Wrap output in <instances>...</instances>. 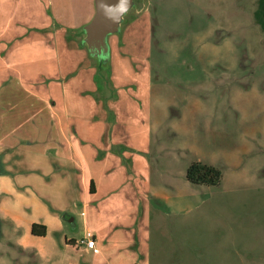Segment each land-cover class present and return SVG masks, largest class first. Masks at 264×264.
<instances>
[{"label": "rangeland", "instance_id": "1", "mask_svg": "<svg viewBox=\"0 0 264 264\" xmlns=\"http://www.w3.org/2000/svg\"><path fill=\"white\" fill-rule=\"evenodd\" d=\"M135 1L121 32L110 37L109 62L92 57L83 43L95 0H80L74 13L82 24H72L76 27L66 30L69 38H59L52 47L61 55L66 44L70 53L60 79L67 101L88 108L92 94L94 103L103 97L102 107L113 110L109 135H116L119 146L127 140L130 149L124 150L138 149L136 143L144 146L134 154L144 155L149 164L147 190L137 196L138 202H123L119 192L115 198L101 194L85 206L86 196L76 180H68L66 172L71 171L56 151L38 144L26 147L11 164L17 189L43 198L50 214L67 222L63 220L62 231L51 226L47 237H36L24 218L3 216L0 264H92V224L101 227L97 235L116 233L121 215L135 209L133 216L142 224L149 220L146 264H264V31L255 19L259 0ZM17 84L18 78H8L0 90ZM110 97L113 104H106ZM54 110L58 119L59 110ZM94 113L90 118L101 132L103 123ZM41 149L45 152H36ZM5 154L0 152V165ZM124 158L122 154L120 163L113 162L114 176L129 167ZM197 161L222 171L220 186L187 181V170ZM129 183L134 188V181ZM25 211L19 216H34L41 223L45 219L32 208ZM66 237L79 239L77 249L66 245Z\"/></svg>", "mask_w": 264, "mask_h": 264}, {"label": "crops", "instance_id": "2", "mask_svg": "<svg viewBox=\"0 0 264 264\" xmlns=\"http://www.w3.org/2000/svg\"><path fill=\"white\" fill-rule=\"evenodd\" d=\"M79 2L80 0H0V84L8 78H18L20 85L27 92L50 105L56 130L42 141L33 138L22 139L17 135L12 136V143L0 141V152L6 153L0 165V221L3 216L12 220L24 218L31 226V231L34 224L47 226V236L51 233V226H56L58 232L62 231L66 220L50 214L48 206L42 201L43 198L24 196L17 189L13 175L10 173L13 170L11 164L15 161V154L27 151L26 147L38 144L54 149L65 168L71 172L75 171L71 175V172H66L67 178L77 181L82 196H86L85 206H87V200L92 201V198H98L101 194L106 198H115L119 192L123 202L125 199L132 201L133 198L134 202H138L137 196H142L147 190L145 175L149 164L144 155L134 154L144 151L145 148L136 143L138 149L124 150L122 147L130 149L129 142L125 140L124 144L127 145L119 146L116 135L114 134V137L109 135L108 116H112L110 111L113 110H108L106 105L102 107L103 97L94 103L92 94L87 108V106H79L76 101L70 103L69 100L67 101L65 92H60L65 89L60 79L65 77L67 68L65 57L70 56V53L66 52V44L61 55L58 54L56 47L52 46L59 38H61L59 41L64 42L66 38H69L66 30L69 27H76L72 24L78 26L82 24L81 17L76 19L74 13L79 7ZM57 25L61 27L56 28ZM119 73L117 70V74ZM51 77H55L52 82H50ZM111 85L106 84V89L111 88ZM124 95L122 94L123 97L128 98ZM128 101L132 102L129 98ZM106 102L109 104L111 97ZM93 104L99 108V112L94 113L93 107L91 108ZM56 107L60 114L58 119L54 110ZM92 113L99 116L98 119L103 123L101 132H97L90 118ZM103 136L106 139L105 142L102 140ZM113 145L116 147L112 148ZM36 152H45V150ZM99 153H101L100 157ZM122 154L125 157L124 162L130 165L127 170L123 169L121 176H114L113 162L120 163ZM132 172L136 174L134 177ZM131 181H134V188L129 183ZM92 182L94 193H91ZM126 184L127 186L123 188ZM26 206L32 208L37 216L39 212L45 214L44 221L41 223L34 216L29 220L26 215L19 216L29 209L25 208ZM66 210L68 212L69 209ZM138 210L135 209L133 212L130 210L121 215L117 222L120 226L116 233L110 230L105 234L101 231V234L97 235L101 227L96 223L92 224L90 235L96 240V246L91 249L90 254L92 264H146V258L149 255V247L146 244V241H149L147 236L149 220L142 224L137 217H134L133 214ZM97 214L98 211L95 212V215ZM70 240L78 241L79 239L66 237L67 246Z\"/></svg>", "mask_w": 264, "mask_h": 264}, {"label": "trees", "instance_id": "3", "mask_svg": "<svg viewBox=\"0 0 264 264\" xmlns=\"http://www.w3.org/2000/svg\"><path fill=\"white\" fill-rule=\"evenodd\" d=\"M255 19L264 31V0L258 1ZM55 131L52 112L47 102L36 98L18 84L12 89L1 90L0 141L10 143L13 135L22 139L33 138L42 141ZM186 179L193 185L217 187L222 183L223 174L219 168L197 161L187 170ZM92 186L91 193H94L93 182ZM31 233L36 237H46L47 226L34 224ZM68 244L76 247L74 240H70Z\"/></svg>", "mask_w": 264, "mask_h": 264}, {"label": "water", "instance_id": "4", "mask_svg": "<svg viewBox=\"0 0 264 264\" xmlns=\"http://www.w3.org/2000/svg\"><path fill=\"white\" fill-rule=\"evenodd\" d=\"M135 5V0H95V15L84 27L83 41L92 57L110 61V37L121 32L126 15Z\"/></svg>", "mask_w": 264, "mask_h": 264}, {"label": "built area", "instance_id": "5", "mask_svg": "<svg viewBox=\"0 0 264 264\" xmlns=\"http://www.w3.org/2000/svg\"><path fill=\"white\" fill-rule=\"evenodd\" d=\"M93 245H94V240H93V241H91V246L93 247Z\"/></svg>", "mask_w": 264, "mask_h": 264}]
</instances>
